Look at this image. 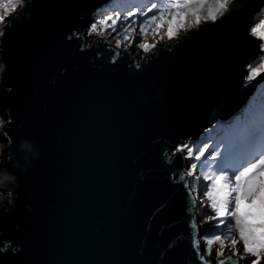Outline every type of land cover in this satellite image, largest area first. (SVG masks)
I'll list each match as a JSON object with an SVG mask.
<instances>
[{
    "label": "snow or ice",
    "instance_id": "snow-or-ice-1",
    "mask_svg": "<svg viewBox=\"0 0 264 264\" xmlns=\"http://www.w3.org/2000/svg\"><path fill=\"white\" fill-rule=\"evenodd\" d=\"M51 7L0 0V264H28L23 218L37 208L26 180L66 140L50 95L82 66L121 74L130 95H151L158 69L189 60L214 69L210 103L180 125L145 128L123 156L125 192L134 185L133 197L154 202L142 234L124 205L125 264H264V93L255 94L264 85V0H77L57 28L64 55L43 79L23 78L15 42ZM237 93L247 107L223 122ZM155 94L167 97L168 86ZM155 222L163 242L150 238Z\"/></svg>",
    "mask_w": 264,
    "mask_h": 264
},
{
    "label": "water",
    "instance_id": "water-1",
    "mask_svg": "<svg viewBox=\"0 0 264 264\" xmlns=\"http://www.w3.org/2000/svg\"><path fill=\"white\" fill-rule=\"evenodd\" d=\"M43 2L53 7L14 45L23 78L43 79L64 55L55 44L57 28L71 21L70 6L77 0ZM77 71L49 97L56 122L65 130L64 146L26 180L37 208L23 218L28 264H125L131 258L120 237L131 222V213L128 218L122 215L124 205L134 207L132 228L142 234L154 202L133 197L134 185L123 189L124 153L145 128L180 125L205 108L214 77L209 62L189 60L158 69L146 84L153 89L151 95L142 91L130 95L118 80L119 73L97 69L92 74L86 66ZM164 86L169 95L158 99L155 89ZM247 99L243 93L235 94L232 109L222 113V120L234 119ZM55 134L60 135V129ZM141 159L149 162L147 156ZM158 227L159 222L153 223L150 238L163 242L166 237H156Z\"/></svg>",
    "mask_w": 264,
    "mask_h": 264
},
{
    "label": "rangeland",
    "instance_id": "rangeland-1",
    "mask_svg": "<svg viewBox=\"0 0 264 264\" xmlns=\"http://www.w3.org/2000/svg\"><path fill=\"white\" fill-rule=\"evenodd\" d=\"M261 93H264V85H260L258 88H257V90H256V92H255V94L257 95V96H259ZM245 107H247V105L245 106ZM240 113V112H239ZM238 113V114H239ZM237 116V115H236Z\"/></svg>",
    "mask_w": 264,
    "mask_h": 264
},
{
    "label": "clouds",
    "instance_id": "clouds-1",
    "mask_svg": "<svg viewBox=\"0 0 264 264\" xmlns=\"http://www.w3.org/2000/svg\"><path fill=\"white\" fill-rule=\"evenodd\" d=\"M3 147H4L3 145H0V151H2Z\"/></svg>",
    "mask_w": 264,
    "mask_h": 264
},
{
    "label": "trees",
    "instance_id": "trees-1",
    "mask_svg": "<svg viewBox=\"0 0 264 264\" xmlns=\"http://www.w3.org/2000/svg\"><path fill=\"white\" fill-rule=\"evenodd\" d=\"M244 108H245V107H244ZM244 108H243V109H244ZM243 109L241 110V112L243 111ZM241 112H240L237 116H239V115L241 114ZM223 122H224V121H223Z\"/></svg>",
    "mask_w": 264,
    "mask_h": 264
}]
</instances>
